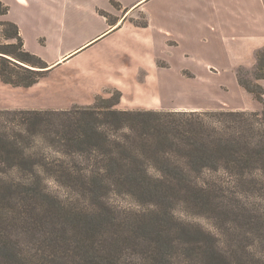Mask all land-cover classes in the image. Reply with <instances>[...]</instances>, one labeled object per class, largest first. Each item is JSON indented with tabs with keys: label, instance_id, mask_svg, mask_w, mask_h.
Listing matches in <instances>:
<instances>
[{
	"label": "rangeland",
	"instance_id": "rangeland-1",
	"mask_svg": "<svg viewBox=\"0 0 264 264\" xmlns=\"http://www.w3.org/2000/svg\"><path fill=\"white\" fill-rule=\"evenodd\" d=\"M133 16L136 25L147 20L143 13ZM5 21L0 20V47L13 43L7 49L17 53L18 41L5 37L10 31ZM169 42L145 51L143 58H155L158 65H164L185 53L176 42ZM107 50L109 56L100 51L67 70H88L105 78H99L101 85L95 95L73 96L77 102L65 108L91 104L95 96L108 97L118 90L111 82L110 62L115 57L112 47ZM253 71L244 68L240 74L252 80ZM187 74L184 71L180 80L169 76V81L161 82L154 79L155 73L150 79L142 69L123 80L124 95L118 90L122 99L118 107L154 109L153 103L162 100L204 110L234 108L245 100L226 86L192 93L193 82ZM44 81L38 88L46 86ZM151 89L156 91L154 95ZM43 92L35 94V99L47 98ZM12 127L8 133L20 131L17 124ZM27 141L25 155L32 160L35 152L48 158L61 156L35 134ZM0 176L5 186L18 192L15 201L25 220L15 225L13 239L33 256L34 264H264V171L13 170L2 171ZM134 178L141 181L140 188L129 183ZM154 183L160 188L158 196L150 190ZM132 220L146 225L131 229L127 225ZM98 222L125 225L110 227L107 234L113 238L108 235L102 242L103 228ZM88 230L96 232L95 237L89 238ZM84 239L94 247H83Z\"/></svg>",
	"mask_w": 264,
	"mask_h": 264
},
{
	"label": "trees",
	"instance_id": "trees-1",
	"mask_svg": "<svg viewBox=\"0 0 264 264\" xmlns=\"http://www.w3.org/2000/svg\"><path fill=\"white\" fill-rule=\"evenodd\" d=\"M7 11L8 6L0 0V14ZM5 23L10 26L5 37L15 38L19 50L7 49L13 43L0 47V79L14 86H30L45 76L48 66L23 49L17 26ZM243 69H237L238 82L261 103L259 110L122 109L118 107V90L108 97L95 96L91 104L65 109H0V172L264 171V88L255 80L243 78ZM252 75L264 78V47L257 51ZM16 124L20 131L8 133ZM33 134L61 156L48 158L38 152L35 160L26 156L27 140ZM140 182L134 178L129 183L140 188ZM15 190L5 186L0 176V264H34L33 256L13 239L15 225L25 220L15 201ZM150 190L160 194L158 183ZM132 221L127 225L131 229L146 225ZM26 223L31 227L30 220ZM97 224L103 228L102 242L108 235L113 238L107 234L110 227L125 225ZM92 230L87 231L89 238L95 237ZM83 247L94 244L84 239Z\"/></svg>",
	"mask_w": 264,
	"mask_h": 264
},
{
	"label": "crops",
	"instance_id": "crops-1",
	"mask_svg": "<svg viewBox=\"0 0 264 264\" xmlns=\"http://www.w3.org/2000/svg\"><path fill=\"white\" fill-rule=\"evenodd\" d=\"M1 1L9 8L0 14V20L14 23L24 48L49 66L47 75L30 86H14L0 79V109H61L77 102L73 96L95 95L101 85L99 78L104 76L82 69L67 70L109 47L115 57L110 62L111 82L122 96L123 80L142 69L147 77L155 73L154 79L161 82L169 81V76L180 80L187 71V78L193 82L192 93L226 86L245 98L230 109L261 108V103L239 84L237 69L254 70L257 51L264 47V0ZM135 13L146 15L142 26L133 22ZM169 41L176 42L185 53L164 65H158L155 58H143L145 51L168 46ZM42 80L48 82L38 88ZM252 80L264 88V78L253 76ZM42 90L47 98L35 99ZM155 93L151 89V95ZM197 106L161 100L152 108L202 109Z\"/></svg>",
	"mask_w": 264,
	"mask_h": 264
},
{
	"label": "water",
	"instance_id": "water-1",
	"mask_svg": "<svg viewBox=\"0 0 264 264\" xmlns=\"http://www.w3.org/2000/svg\"><path fill=\"white\" fill-rule=\"evenodd\" d=\"M15 61V60H14ZM16 62H18V61H16ZM19 63V62H18Z\"/></svg>",
	"mask_w": 264,
	"mask_h": 264
}]
</instances>
